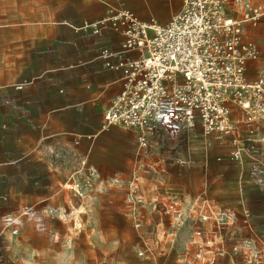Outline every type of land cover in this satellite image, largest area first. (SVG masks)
<instances>
[{
	"label": "crops",
	"instance_id": "0c3cea01",
	"mask_svg": "<svg viewBox=\"0 0 264 264\" xmlns=\"http://www.w3.org/2000/svg\"><path fill=\"white\" fill-rule=\"evenodd\" d=\"M124 1L140 20L155 19L162 25L180 10L179 0ZM61 2L67 11L61 29L67 37L58 51L50 52V62L36 60L28 67H19L17 80L9 83L12 87H0V207L5 204L7 172L24 159L34 160L32 164L43 154L55 164L65 157L88 159L100 184L127 168V182L135 172L148 205L156 195L162 204H174L173 216L182 213L180 207L185 208L177 216L178 230L196 216L201 235L206 233L205 249L200 246V250H254L258 236L253 230L261 216L251 207L256 200L264 202V125L256 126V140L247 141L248 127L234 109L236 131L221 140L212 136L207 153L199 123L193 128L180 127L174 138L155 133L148 139V147L139 153L134 130L111 127L101 131L103 113L121 89V72L103 68L99 54L105 48L117 50L121 38L110 31L100 37L75 31L104 15L103 0ZM253 29L246 31L252 41ZM130 56L135 58L137 54ZM254 62L247 65L248 77ZM118 133L132 136L130 148L117 146ZM234 149L240 151L242 163L229 159V152ZM107 187L109 191L115 189ZM204 187L219 226L211 219L201 221L195 212L185 219L186 209ZM245 211H249V217L242 216ZM157 213L156 218L161 216L160 211ZM0 230L2 233L4 228ZM194 231V237H201L195 236ZM167 238L171 239L169 232Z\"/></svg>",
	"mask_w": 264,
	"mask_h": 264
},
{
	"label": "rangeland",
	"instance_id": "374dc122",
	"mask_svg": "<svg viewBox=\"0 0 264 264\" xmlns=\"http://www.w3.org/2000/svg\"><path fill=\"white\" fill-rule=\"evenodd\" d=\"M61 3L0 0V87H12L9 83L17 80L19 67L36 60L50 62V52L58 51L67 37L61 29L67 13ZM251 37L260 57L248 79L256 80L264 77V18ZM116 140L118 147L132 146L129 134L118 133ZM83 160L81 169V160L65 157L55 164L43 154L33 164L26 158L8 170L5 204L0 207V227L4 228L0 230V264H264L263 201L256 200L251 207L261 216L253 230L258 236L254 250H200V246L205 249L206 233L192 235L201 230L196 216L178 230L177 216L185 208L180 207L182 213L174 216L164 215L162 207L153 209L145 202L138 215L142 227L135 230L126 202L130 171L122 168L100 184L89 160ZM107 185L115 189L109 191ZM158 211L161 216L156 218ZM246 215L249 211L242 216ZM173 229L178 230L174 242L167 238Z\"/></svg>",
	"mask_w": 264,
	"mask_h": 264
},
{
	"label": "built area",
	"instance_id": "2783aa9c",
	"mask_svg": "<svg viewBox=\"0 0 264 264\" xmlns=\"http://www.w3.org/2000/svg\"><path fill=\"white\" fill-rule=\"evenodd\" d=\"M103 1L101 18L75 28L98 37L110 31L121 38L117 50L105 48L99 54L103 68L121 72V89L103 113L101 131L134 130L139 153L155 133L174 138L180 127L199 123L207 153L212 136L221 140L236 131L232 113L237 109L248 127L247 141L257 139L256 126L264 125V77L248 79L247 65L259 59L260 51L246 31L264 18V0H179L180 10L163 25L140 20L124 0ZM229 159L243 162L237 149L229 152ZM79 164L82 169L85 160ZM127 201L139 230V208L146 201L135 172ZM160 205L164 215L174 211V204H162L154 195L151 206ZM193 212L219 226L207 187L191 201L185 219ZM169 235L175 237V230Z\"/></svg>",
	"mask_w": 264,
	"mask_h": 264
}]
</instances>
